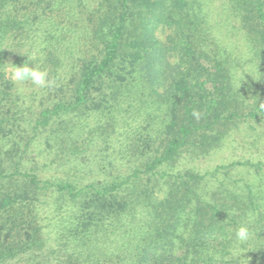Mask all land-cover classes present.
Listing matches in <instances>:
<instances>
[{
	"label": "trees",
	"instance_id": "trees-1",
	"mask_svg": "<svg viewBox=\"0 0 264 264\" xmlns=\"http://www.w3.org/2000/svg\"><path fill=\"white\" fill-rule=\"evenodd\" d=\"M211 3L0 0V67L35 61L58 93L36 113L22 92L34 85L0 73V264H264L262 164L176 168L264 116L234 79L264 70V0L219 4L243 32L236 60L213 46ZM242 167L258 185L226 188Z\"/></svg>",
	"mask_w": 264,
	"mask_h": 264
},
{
	"label": "rangeland",
	"instance_id": "rangeland-1",
	"mask_svg": "<svg viewBox=\"0 0 264 264\" xmlns=\"http://www.w3.org/2000/svg\"><path fill=\"white\" fill-rule=\"evenodd\" d=\"M210 1L212 3L209 5V10H206L207 12H203V14H205V16L208 14V21L210 24H212L215 31L213 34H215L214 39L216 42L213 43V46L218 47L221 52L225 51V55L230 59L232 58L233 60H236V57H241V54L244 51L242 48V44H244L242 42L243 37L241 35L243 32L239 30V24L235 17L226 16L227 13L222 16L221 8L219 7V4L222 0H215V2H213V0ZM217 12L219 13L218 17L215 16ZM222 17H224L226 21L219 22ZM80 35L81 34L79 33V37ZM24 63V60H16V63H13V65L23 66ZM259 70L260 69H256L251 66L239 65L237 70L234 72V79L236 80L237 84L240 85L242 90L241 95L244 93V96H248L252 92H255V98H257L259 101V105L262 106L264 105V70H260V74ZM255 82V85L250 86V84ZM53 91L54 90L52 88L51 90H43V88H38L36 86H29V88H25L24 86L22 88V92H25L27 95H31V100L33 101L32 110L36 113L39 112L40 106L45 104L46 97H49L50 99L56 97L55 94L58 93H53ZM245 113L246 111H244V114ZM21 124L22 123H20L19 126H21ZM20 138L21 137L17 134L15 135V141L23 146L24 140L20 141ZM94 145L96 146L97 143H94ZM10 149L11 147L8 146L7 150ZM211 150L212 152H210L209 156L205 157L204 159H193L192 161L190 158H184L179 164H177L176 168L179 170L190 168L199 174H202L206 171H212L217 166H225L234 162L247 161L251 163L260 162L264 170V116L259 117L257 120L247 117L246 119H240L239 121L230 124L222 141L216 148ZM37 152V150L29 152V160L33 161L34 157H38ZM35 164L36 162L31 164L29 167L27 166L26 168L34 169L36 166ZM37 166L40 167L38 164ZM47 173L51 175V171H48ZM252 173V169L244 167L236 168L227 175L228 179L224 182V184L226 188L230 190H232L230 182L233 180H235V183H238L239 185H241L244 181H251V183L258 185V181H255ZM218 177L223 181L222 176L219 175ZM235 191L239 192L240 188L235 189ZM56 246V244L50 243L48 248L44 251L46 253L45 255L48 257V260L53 261V259H55L57 262H60V259H64V257L57 253L59 250L56 249ZM65 259L67 258L65 257Z\"/></svg>",
	"mask_w": 264,
	"mask_h": 264
},
{
	"label": "clouds",
	"instance_id": "clouds-1",
	"mask_svg": "<svg viewBox=\"0 0 264 264\" xmlns=\"http://www.w3.org/2000/svg\"><path fill=\"white\" fill-rule=\"evenodd\" d=\"M29 60L30 57H28ZM4 64L6 66L0 67V73L14 84L22 85L30 82L38 88H47L51 84L47 69L41 68L35 61L31 62V66L29 62H25L23 66H15L10 62ZM193 115L197 119L199 118L198 113L193 112ZM251 235L252 233L246 224H241L235 229V240L238 245H244L251 238Z\"/></svg>",
	"mask_w": 264,
	"mask_h": 264
}]
</instances>
